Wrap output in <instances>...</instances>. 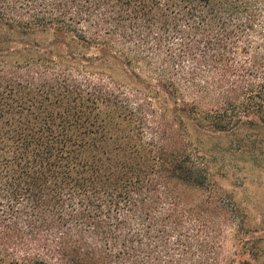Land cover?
I'll return each instance as SVG.
<instances>
[{
	"label": "trees",
	"instance_id": "16d2710c",
	"mask_svg": "<svg viewBox=\"0 0 264 264\" xmlns=\"http://www.w3.org/2000/svg\"><path fill=\"white\" fill-rule=\"evenodd\" d=\"M253 7L0 0V264H233L192 137L264 144Z\"/></svg>",
	"mask_w": 264,
	"mask_h": 264
},
{
	"label": "rangeland",
	"instance_id": "374dc122",
	"mask_svg": "<svg viewBox=\"0 0 264 264\" xmlns=\"http://www.w3.org/2000/svg\"><path fill=\"white\" fill-rule=\"evenodd\" d=\"M244 1L254 5L256 20L264 23V0ZM250 136L243 130L236 136L192 137L204 154L211 187L193 195H216L237 211V220L226 228L223 240V254L233 264H264V144L240 148V141Z\"/></svg>",
	"mask_w": 264,
	"mask_h": 264
}]
</instances>
